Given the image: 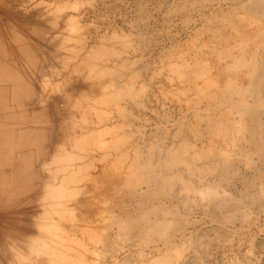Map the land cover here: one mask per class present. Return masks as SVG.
<instances>
[{
	"label": "bare ground",
	"instance_id": "1",
	"mask_svg": "<svg viewBox=\"0 0 264 264\" xmlns=\"http://www.w3.org/2000/svg\"><path fill=\"white\" fill-rule=\"evenodd\" d=\"M216 1L200 16L211 43L196 30L130 74L132 33L90 42L83 0H0V264H208L228 238L194 236L188 216L232 223L237 162L257 167L264 203V0Z\"/></svg>",
	"mask_w": 264,
	"mask_h": 264
},
{
	"label": "rangeland",
	"instance_id": "2",
	"mask_svg": "<svg viewBox=\"0 0 264 264\" xmlns=\"http://www.w3.org/2000/svg\"><path fill=\"white\" fill-rule=\"evenodd\" d=\"M83 2L84 4L82 5L81 10H83L82 12H85L83 13V15L86 14L83 18L85 19L84 23H91L90 25H88V31L92 36L90 42H92L93 40L95 41V37L103 32V30L106 31L108 35H110L113 31H119V29H122L123 32L127 34L132 33L131 35L133 36L130 37L131 40L128 39V41L130 40V43L132 42L133 45L130 44L129 47H124L123 44L119 45L121 41L118 43V47L122 49L120 58L124 56L126 58L128 57V63H132H130L131 65L128 68L129 72H131L130 74H135L136 72H138V70H141V67L144 66L142 65L143 62V64H145V62H148L149 65L153 66V61H158V58L156 57H158V55L160 54L159 52L164 51V49H168L172 46L173 48L176 47L177 49L188 47L191 41L192 34H194L193 32H195L196 30L198 32V41L204 44L209 43L211 40L210 38H212L214 29H212L211 27V29L209 27L207 29L205 28L206 26H209L208 24H206L205 17L210 16L211 13L217 10L218 7V3L216 0H83ZM187 3L189 4L187 5ZM219 5L223 9L228 7L227 3L224 1H222ZM184 6L186 7V10L182 11L181 7ZM175 10L177 11V13ZM200 16L205 17L200 18ZM203 28L205 29L203 30ZM139 32H143L144 37L142 38L144 40H148L147 42L145 40V43L147 44H143L144 40L141 37H138ZM186 39H189L190 41H187ZM144 45H148V47L145 46V48L147 47L146 52L144 51ZM177 45L179 46V48ZM121 46L123 47L121 48ZM134 49L135 52L133 51ZM186 50L187 52L185 53V55L188 57H193L194 55H196V52H198V50L194 51L193 49ZM190 51H192V53ZM125 52L127 53V55ZM210 54V52L207 53L208 57H211L209 56ZM125 57L123 59H125ZM132 58H134V60H132ZM146 68L150 69V66H147ZM143 70L145 74H142V77L139 75V81H141L144 77V79L147 80L150 76V72L152 73V70ZM130 74H128V76H130ZM147 75L149 76L147 77ZM154 86L153 89L157 90L156 84ZM159 104H161L160 101L158 105ZM201 104L200 107L205 109L204 103ZM158 105L157 103H154L153 106V108L160 110H158L159 115L157 116V119L155 117V124L159 126L157 127L156 125V128H158H155L157 130H155L157 132L156 135L158 137H162V139L165 138V142L167 144H170V142L172 141L171 136L174 134L173 132H175L176 129L174 126V121L178 119V114L180 115V113L177 112L178 108L174 103L168 104V102L166 101L167 107L166 109H163L164 111L160 106V108L157 107ZM162 111L164 112L165 118L162 115ZM188 113L189 114L187 116L190 117L192 114L191 112ZM215 116L217 115H214L213 117ZM158 120H160L161 122H159ZM166 121L167 124H165ZM158 123L161 124L159 125ZM170 124L172 126H170ZM202 124L203 126H205L204 123ZM164 125L166 128L163 129ZM159 131L160 134H162L164 137L162 135H158ZM162 131L164 133L168 132L169 135L167 133L163 134ZM170 139L171 141L169 142ZM231 171L233 172V174H231L229 177V184L227 189L234 195V197L231 195H227L226 198L229 204L232 206L234 204H239L241 212H238L234 216V220L232 221V223H220L218 221L209 219L208 216H205L203 212H201L202 210H195V212H191L192 214L188 216V219L190 220L196 219L194 225H189L188 231L193 232L194 236L197 237H200L204 234L208 237H211L215 233L219 232L220 234H222V236L225 235L224 238H228L227 242L226 239H223V237L222 239L225 240L224 242L223 240L220 241V243L211 241L213 243L211 245H208V250L204 255V261L208 264H228V262L235 254L241 264H264V203H262L258 199H254L255 191L258 188V181L256 180V176L258 175L257 167H246L243 163L237 162L233 170ZM244 177H247L250 181L244 183ZM251 181L252 184L250 183ZM245 214H247L246 219L242 217ZM204 240L206 239H203V241ZM191 255L193 256L194 254ZM5 259L6 258H4V260ZM189 264H191V262Z\"/></svg>",
	"mask_w": 264,
	"mask_h": 264
}]
</instances>
